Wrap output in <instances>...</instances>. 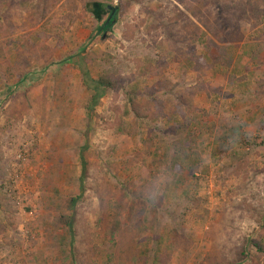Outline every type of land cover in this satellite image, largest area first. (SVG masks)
<instances>
[{
    "label": "rangeland",
    "instance_id": "obj_1",
    "mask_svg": "<svg viewBox=\"0 0 264 264\" xmlns=\"http://www.w3.org/2000/svg\"><path fill=\"white\" fill-rule=\"evenodd\" d=\"M97 5L117 21L87 70L118 87L90 113L78 68L56 65ZM252 241L264 0H0V264H264Z\"/></svg>",
    "mask_w": 264,
    "mask_h": 264
},
{
    "label": "trees",
    "instance_id": "obj_2",
    "mask_svg": "<svg viewBox=\"0 0 264 264\" xmlns=\"http://www.w3.org/2000/svg\"><path fill=\"white\" fill-rule=\"evenodd\" d=\"M96 14L95 16H98L99 22L101 21V24L97 30L96 33H94L89 40L86 42V44L79 50V52L71 59L64 61V63H59L58 67H61L64 65L66 62L71 63L75 65L82 77V82L85 85V87L93 92V96L91 98L88 111L91 113L95 110V108L98 106L100 100L103 98L107 90H115L118 87V81L112 78L111 76H101L97 80L93 79L90 76L89 71L87 70V62L86 59L89 56V52L91 51L92 47L100 42L102 40V37L106 35L107 32H109L112 27L114 26L115 22L117 21V16L115 17V22H111L104 30H101L104 24L106 23L107 19L109 18L111 11L108 9V6H102V5H97L96 8ZM103 17L104 19H102ZM208 29V27H205ZM132 108L134 113L140 117V107L137 106L136 101L132 100L131 101ZM82 167H83V173L81 176V183L82 185L85 182L86 178V164L84 161H82ZM79 197L70 199L67 203V208L73 210L78 202ZM64 224L71 230H73V221L72 219L69 218H64L63 219ZM252 245L256 248V250L260 254H264V246L257 242V241H252ZM162 255H158V257L154 260L153 264H158L159 261L161 260ZM245 258V253L244 249H241L238 251L237 255V263L241 262Z\"/></svg>",
    "mask_w": 264,
    "mask_h": 264
},
{
    "label": "water",
    "instance_id": "obj_3",
    "mask_svg": "<svg viewBox=\"0 0 264 264\" xmlns=\"http://www.w3.org/2000/svg\"><path fill=\"white\" fill-rule=\"evenodd\" d=\"M108 9L111 11V14L109 16V18L107 19L106 23L104 24V26L102 27L101 30H104L111 22H115V17L117 15V12H118V8L117 7H108ZM106 38V35H104L102 37V39H105Z\"/></svg>",
    "mask_w": 264,
    "mask_h": 264
}]
</instances>
